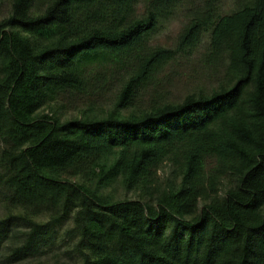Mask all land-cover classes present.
Listing matches in <instances>:
<instances>
[{
    "label": "trees",
    "instance_id": "1",
    "mask_svg": "<svg viewBox=\"0 0 264 264\" xmlns=\"http://www.w3.org/2000/svg\"><path fill=\"white\" fill-rule=\"evenodd\" d=\"M139 2L0 14V264H264V0ZM181 11L174 46L150 45ZM196 53L216 86L142 97ZM109 66L111 102L67 113Z\"/></svg>",
    "mask_w": 264,
    "mask_h": 264
},
{
    "label": "rangeland",
    "instance_id": "2",
    "mask_svg": "<svg viewBox=\"0 0 264 264\" xmlns=\"http://www.w3.org/2000/svg\"><path fill=\"white\" fill-rule=\"evenodd\" d=\"M144 5L145 0H140L137 7L139 14L144 12ZM227 5H229L228 2H225V9L229 10L230 6ZM8 8V0H3L2 2L0 1L1 15H5ZM186 13L187 12L185 11H181L172 19L161 25L159 29L151 33L148 38V43L152 46H174L182 27L187 23ZM106 69H108V79L106 81L107 89L92 90L91 87L86 93L71 91L62 93L59 96V100L64 104V109L67 110V113H76L79 108L85 107L88 104L102 106L108 105L111 102L113 98V91H115L120 84L116 76L110 75V66ZM96 71L97 69L93 70L92 83H96V80L94 79V73ZM209 71L210 69H207L203 64L201 53H196L190 57H179L177 61L172 62L164 69L162 75H160L157 85L152 84V86L145 88L143 91L144 95L142 97L148 99L149 94L154 88L158 91L166 93L167 97L172 100H180L186 94L198 91L199 88L210 90L217 85V77L209 76ZM123 73L124 70L121 71V75ZM165 169H167V166H165ZM164 171L165 170H161L159 172L161 176H164ZM117 192L119 197H121V194L122 198L125 197V192L121 190L120 186L117 187ZM127 196L132 197L133 194H128Z\"/></svg>",
    "mask_w": 264,
    "mask_h": 264
}]
</instances>
